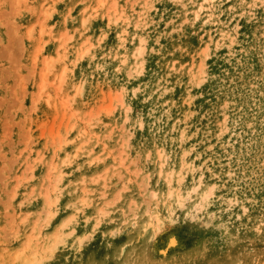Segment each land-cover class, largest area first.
<instances>
[{
	"label": "rangeland",
	"instance_id": "1",
	"mask_svg": "<svg viewBox=\"0 0 264 264\" xmlns=\"http://www.w3.org/2000/svg\"><path fill=\"white\" fill-rule=\"evenodd\" d=\"M0 264H264V0H0Z\"/></svg>",
	"mask_w": 264,
	"mask_h": 264
},
{
	"label": "bare ground",
	"instance_id": "2",
	"mask_svg": "<svg viewBox=\"0 0 264 264\" xmlns=\"http://www.w3.org/2000/svg\"><path fill=\"white\" fill-rule=\"evenodd\" d=\"M173 239V238H172ZM170 244V243H169Z\"/></svg>",
	"mask_w": 264,
	"mask_h": 264
}]
</instances>
